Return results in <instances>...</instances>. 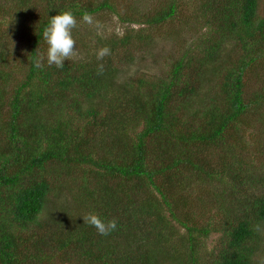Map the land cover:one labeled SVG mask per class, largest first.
<instances>
[{"label":"trees","instance_id":"16d2710c","mask_svg":"<svg viewBox=\"0 0 264 264\" xmlns=\"http://www.w3.org/2000/svg\"><path fill=\"white\" fill-rule=\"evenodd\" d=\"M11 2L0 7L9 21L39 18L15 60L0 33V264H264L259 0H159L141 14L137 0ZM62 11L128 25L72 35L84 57L36 67L42 30ZM153 30L177 48L167 72L117 83L116 64L151 49ZM89 213L116 228L98 234Z\"/></svg>","mask_w":264,"mask_h":264},{"label":"rangeland","instance_id":"374dc122","mask_svg":"<svg viewBox=\"0 0 264 264\" xmlns=\"http://www.w3.org/2000/svg\"><path fill=\"white\" fill-rule=\"evenodd\" d=\"M13 0H0V7L7 9L11 5ZM131 1V0H130ZM159 0H137L138 13H146L147 10L155 6V3ZM190 0H177V3L180 4V9L183 5ZM135 7V8H136ZM8 13L14 17L13 12L9 9ZM137 14V13H136ZM258 14L264 16V0H259V9ZM183 16V13H182ZM180 15L178 14L174 20L172 27H176V23L179 20ZM16 20L14 17L10 21L9 18L5 16V12H0V33L7 31L9 36H6L4 43L8 45L10 52L13 54L12 59L15 60L23 55L26 50V47L29 44V29L31 24H35L38 21V14L25 12L24 15L17 17ZM94 23L92 25L85 24L84 22L78 23L71 30V34L75 36V40H87L89 41L95 37H104L111 34L120 35L124 29L127 28L128 24L121 23L113 14L103 11L97 13L93 16ZM129 28L139 29L141 26L132 25ZM170 28V27H169ZM168 29V28H166ZM155 37V43L151 49L144 50L137 48L132 51L133 60L130 64H116L118 69V77L116 82L120 83L126 79L134 78L138 75L144 76H162L168 70V65L171 60V57L176 52V46L172 41V37L168 38L165 35L164 30H153L151 31ZM95 36V37H94ZM74 52L67 58H81L85 56L86 51L73 48ZM125 53V51H124ZM124 58L119 59V56H116V61H123ZM26 62V61H25ZM14 69H18L16 64H12ZM21 67H24L22 64ZM15 70V71H16ZM70 203L69 198L64 200V204L68 205ZM59 205V201L55 203V206ZM215 236H211L205 242L207 243V249H210L212 243L214 242Z\"/></svg>","mask_w":264,"mask_h":264},{"label":"clouds","instance_id":"9594fccd","mask_svg":"<svg viewBox=\"0 0 264 264\" xmlns=\"http://www.w3.org/2000/svg\"><path fill=\"white\" fill-rule=\"evenodd\" d=\"M80 19L85 23L92 25L94 22L92 15L84 11ZM76 25V18L71 11H62L48 19L47 24L42 30L41 38L46 42L47 49L45 56H37L34 64L36 67L41 66V61L46 59L48 65H55L57 68L64 66V61L73 52L75 41L72 38L71 30ZM110 50L107 46L101 47L96 51L97 60L109 55ZM100 71L103 65H98ZM83 223L93 226L98 234L107 235L116 228L115 220L104 221L95 213H89L83 218Z\"/></svg>","mask_w":264,"mask_h":264}]
</instances>
